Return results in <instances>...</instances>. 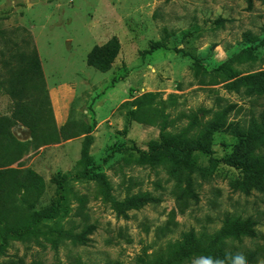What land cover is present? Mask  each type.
Segmentation results:
<instances>
[{
	"label": "rangeland",
	"instance_id": "rangeland-1",
	"mask_svg": "<svg viewBox=\"0 0 264 264\" xmlns=\"http://www.w3.org/2000/svg\"><path fill=\"white\" fill-rule=\"evenodd\" d=\"M15 27L29 30L56 125L65 127L59 142L31 148L21 167L43 176L42 206L56 198L52 178L67 176L62 221L86 241L65 240L57 252L12 241L0 264L11 256L43 264H202L210 257L215 264L218 252L237 251L247 264H264V185L245 194L246 175L224 161L264 159V0H0V31ZM112 36L121 48L110 69L88 66L89 50ZM147 92L156 94L153 103L130 117L132 100ZM11 106L0 92V115ZM164 123L187 148L173 155L175 174L142 156L161 141ZM12 132L30 139L22 124ZM188 152L204 176L193 173L194 193L183 196ZM85 169L107 186L82 176ZM106 188L118 201L144 194L156 201L126 209L125 217ZM227 219H251L255 236H222Z\"/></svg>",
	"mask_w": 264,
	"mask_h": 264
},
{
	"label": "trees",
	"instance_id": "trees-1",
	"mask_svg": "<svg viewBox=\"0 0 264 264\" xmlns=\"http://www.w3.org/2000/svg\"><path fill=\"white\" fill-rule=\"evenodd\" d=\"M0 41L3 42L0 48V92L3 91L12 100L10 115H0V259L5 256L6 249L12 241L30 243L42 248L48 245L57 252L65 240L73 243L86 241L83 233H76L65 227L62 221L70 208L68 202L70 190L65 185L67 176L52 178L58 189L56 198L50 204L42 206L40 200L45 192V180L32 168L23 169L21 163L31 148L59 142L65 127L56 125L41 59L29 30L24 27H15L7 33L1 30ZM160 47L156 46L155 49ZM120 48L119 39L112 36L103 44H95L89 50L86 63L100 71H107ZM155 97L156 94L147 92L134 98L131 102L134 108L130 109V117L134 118L137 112L152 104ZM17 123L29 130V140H20L13 134L12 128ZM166 126L167 123L161 126V141L150 144L149 150L143 151L142 156L147 157L155 166L168 164L173 169L172 173L175 174L178 167L173 155H182L186 153L187 148H184V142L181 141L183 135H170L165 131ZM192 141L189 140V142ZM198 149L205 151L201 144ZM160 153L164 155L161 157ZM224 161L228 165L241 169L246 175V180L241 186L245 194H250L253 189H262L264 185L263 158H254L245 162L226 158ZM185 163L184 168L189 171L184 175L186 186L181 191L183 196L194 193L193 173L199 172L201 176H204L203 170L195 167L190 152L187 153ZM81 175L92 176L107 186L101 174H91L85 169ZM103 194L111 201L117 213L125 217L126 209H136L148 202L156 201V198L150 194L118 201L112 197L108 188ZM122 205L126 208H122ZM250 224L252 225L251 219L229 225V219H227L222 229V236L235 234L254 237L255 231ZM187 243L186 241L185 244ZM183 245L180 244V247ZM217 254L219 259L230 263L228 254L223 255L221 252ZM2 264L43 263L37 260L28 263L22 257L11 256Z\"/></svg>",
	"mask_w": 264,
	"mask_h": 264
},
{
	"label": "clouds",
	"instance_id": "clouds-1",
	"mask_svg": "<svg viewBox=\"0 0 264 264\" xmlns=\"http://www.w3.org/2000/svg\"><path fill=\"white\" fill-rule=\"evenodd\" d=\"M231 264H247L246 257L243 252L237 251L228 254ZM202 264H214L212 258H204ZM215 264H224V261H216Z\"/></svg>",
	"mask_w": 264,
	"mask_h": 264
}]
</instances>
